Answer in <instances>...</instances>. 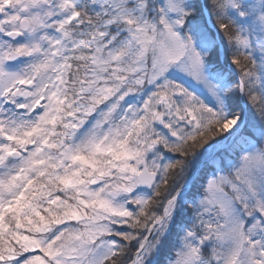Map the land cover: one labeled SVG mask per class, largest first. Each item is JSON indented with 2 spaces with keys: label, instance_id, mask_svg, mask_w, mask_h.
<instances>
[{
  "label": "snow or ice",
  "instance_id": "obj_1",
  "mask_svg": "<svg viewBox=\"0 0 264 264\" xmlns=\"http://www.w3.org/2000/svg\"><path fill=\"white\" fill-rule=\"evenodd\" d=\"M0 264H264V0H0Z\"/></svg>",
  "mask_w": 264,
  "mask_h": 264
}]
</instances>
